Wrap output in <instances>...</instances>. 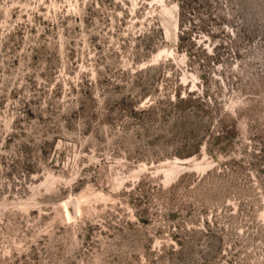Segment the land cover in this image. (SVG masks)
I'll list each match as a JSON object with an SVG mask.
<instances>
[{
	"label": "rangeland",
	"instance_id": "obj_1",
	"mask_svg": "<svg viewBox=\"0 0 264 264\" xmlns=\"http://www.w3.org/2000/svg\"><path fill=\"white\" fill-rule=\"evenodd\" d=\"M0 264H264V0H0Z\"/></svg>",
	"mask_w": 264,
	"mask_h": 264
}]
</instances>
